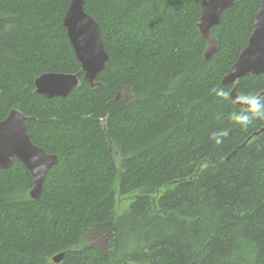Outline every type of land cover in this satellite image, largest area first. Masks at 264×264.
<instances>
[{
    "label": "trees",
    "instance_id": "trees-1",
    "mask_svg": "<svg viewBox=\"0 0 264 264\" xmlns=\"http://www.w3.org/2000/svg\"><path fill=\"white\" fill-rule=\"evenodd\" d=\"M201 1L84 0L109 55L102 86L81 76L47 98L38 75L81 69L62 24L70 0H0V119L19 109L58 157L36 200L19 160L0 168V264H264V131L251 137L264 119L241 127V106L212 92L232 88L221 79L260 0L222 12L208 59ZM262 91L264 72L237 81L239 95Z\"/></svg>",
    "mask_w": 264,
    "mask_h": 264
},
{
    "label": "water",
    "instance_id": "water-1",
    "mask_svg": "<svg viewBox=\"0 0 264 264\" xmlns=\"http://www.w3.org/2000/svg\"><path fill=\"white\" fill-rule=\"evenodd\" d=\"M235 0H202L201 12L196 26L201 36L206 39L205 58L212 57L217 50V41L210 29L220 22L222 12L231 7ZM63 27L81 69L76 73L45 72L34 79L35 92L47 98L65 97L80 82V77L91 87L99 86L98 74L105 68L109 55L104 48L97 21L84 9V0H70L63 15ZM264 72V0H260L255 12L251 32L246 45L231 64L221 79L223 86L232 85L229 99L234 103L237 81L246 75H260ZM258 95L263 96L264 91ZM19 109L12 108L0 119V168L9 167L14 159L19 160L31 175L29 195L32 199L39 198L46 173L57 163L56 154L48 153L33 143L27 131V120ZM264 131V125L252 136ZM249 137V138H251ZM247 142V141H245ZM64 253L52 257L59 263Z\"/></svg>",
    "mask_w": 264,
    "mask_h": 264
},
{
    "label": "clouds",
    "instance_id": "clouds-1",
    "mask_svg": "<svg viewBox=\"0 0 264 264\" xmlns=\"http://www.w3.org/2000/svg\"><path fill=\"white\" fill-rule=\"evenodd\" d=\"M217 96L228 99L230 94L223 89L213 88ZM234 103L240 104L241 109L232 114V121L247 129L254 119H264V96L253 93H241L235 97ZM228 136V131L213 132L211 139L216 145L223 143L224 138Z\"/></svg>",
    "mask_w": 264,
    "mask_h": 264
},
{
    "label": "rangeland",
    "instance_id": "rangeland-1",
    "mask_svg": "<svg viewBox=\"0 0 264 264\" xmlns=\"http://www.w3.org/2000/svg\"><path fill=\"white\" fill-rule=\"evenodd\" d=\"M132 197H133L132 194L131 195H128V196H125V197H122V200H120L118 202V205H119L118 207H120V208L117 209V212H120V210L122 209L121 205L126 206L127 204H129L130 203V199ZM86 241L88 243H91V244H96L98 246H102V238L101 237H98L96 235H93V234L89 235L87 237V240Z\"/></svg>",
    "mask_w": 264,
    "mask_h": 264
},
{
    "label": "bare ground",
    "instance_id": "bare-ground-1",
    "mask_svg": "<svg viewBox=\"0 0 264 264\" xmlns=\"http://www.w3.org/2000/svg\"><path fill=\"white\" fill-rule=\"evenodd\" d=\"M207 46V45H206Z\"/></svg>",
    "mask_w": 264,
    "mask_h": 264
}]
</instances>
